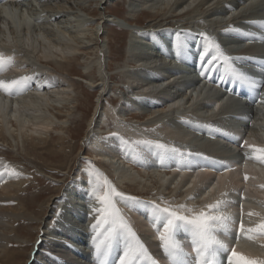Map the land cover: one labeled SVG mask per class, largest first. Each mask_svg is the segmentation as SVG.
<instances>
[{
    "label": "bare ground",
    "instance_id": "bare-ground-1",
    "mask_svg": "<svg viewBox=\"0 0 264 264\" xmlns=\"http://www.w3.org/2000/svg\"><path fill=\"white\" fill-rule=\"evenodd\" d=\"M109 1L111 0H0V57H3V62L0 63V80L9 82L28 76L32 91L36 96H40L39 102L32 99L22 101L5 99L7 96L14 98L21 93L26 87L25 83L11 91L0 90V142L9 145L7 141L10 137L12 143L10 142L9 146H13L17 152L20 147V152L34 158L36 150L48 153L57 150L55 148L57 144L63 149L66 145L63 142L67 140L64 136H68L69 133L65 123L69 122L68 118L72 116L74 110L76 112L75 103H78L77 90L80 87L69 78L71 75H76L85 81L86 88L93 90L91 93L93 92L95 98L93 111L86 121L88 125L81 142L89 146L94 160L100 161L111 171L116 183L121 186L118 191L127 196V200L119 204L122 206L121 209L118 207L121 201L119 198L117 205L114 204L112 195H109V200L115 210H118L119 219L123 220L135 234V240L129 237V243L132 245L130 253L139 251L135 247L137 240L146 250V256H140L136 264H152L153 261L157 264L172 259L178 264H196L193 236L187 244L188 252L185 254H180V248L174 246L169 239L171 252L169 255L165 252L162 241L151 243V237L145 238L147 236L143 237L145 233L141 236L137 231L142 230L137 225H143L146 228L156 226L161 236L164 232L160 221L163 219L161 213L166 216L160 210L162 206L186 216H194L201 211L210 215L239 212L236 215V222L232 219L233 216L226 215L228 217L226 228L220 227L219 234L222 239L225 236L234 244L245 241L251 248L259 247L261 248L259 252L244 251L236 245L228 249L229 244L224 239L217 241L226 245L225 254L227 258L231 257L232 264L264 261V231L257 228V225L264 223V153L257 151L264 149V130L256 136L254 133H246L248 136L246 137L240 136L235 129L222 131L217 128L224 126L227 122L222 119L223 117L232 119L234 116L232 114H236V111L246 113L244 107L252 108L260 99L259 104L264 102V0H125L129 13L126 19L132 20L136 13L142 14V12L150 16V20L144 26L134 24L137 29L133 30L126 28V26H132L131 22L116 16V12L112 11L109 18L105 15L103 7ZM36 4L40 7L42 14L46 15V20H41L42 22L35 25L33 31L23 29L22 32L20 28L25 27V23H20V19L26 12L34 16ZM92 5L95 6V10L90 11ZM24 7L26 11L23 10ZM241 11H244V16ZM13 12L18 14L14 15ZM77 12H83L91 18L97 16L96 20L100 28L104 27L103 32L107 26L114 25L116 22L118 26L131 33L124 59L116 60L120 64L116 67L115 74L109 73V65L106 64L107 55H110L109 47L98 43L99 32L97 36L93 32L85 36L86 31L81 29L84 25H90L91 21L88 18L81 20V23L76 21L78 23L76 27L80 28L76 34L75 31L64 26L66 24L74 26L71 25L70 18L77 19L79 17ZM64 19H66L65 22ZM254 19L259 20L254 21ZM10 22L12 26L9 25ZM240 22L248 23L245 27L239 28L237 24ZM172 23H176L175 28L170 27ZM184 24L190 26L183 27ZM50 25H52L51 29ZM60 25L63 26L60 27ZM189 29L198 30V32ZM203 32L206 34L202 36ZM204 36H210V38L205 41ZM142 39H147L144 46H142ZM211 40L219 45L222 55L226 58L231 57L232 54L241 57V61L233 57L239 61L238 69L235 70L240 75L247 74L251 82L253 80V83L249 85L254 87L253 89H259L255 90L258 91L256 98H252V94L248 91H243L244 96H239L237 88L242 85L233 83V88L230 80H222L219 75L216 80L220 82L221 79L220 84H224L225 88L218 82H210L207 79L203 82L205 87L190 89L195 84L198 85L196 79L198 76L208 77V75L199 73L197 76L186 73L187 68L185 69L182 63L184 61L190 63L189 60L192 58L193 65L196 66L198 58L200 59L199 54L205 47L209 49L208 55L213 56L214 52L208 46ZM138 42L142 44L141 47L137 45ZM18 56H21L18 58L21 63L13 62V59ZM87 56L89 58H86ZM79 60L83 63L79 64ZM75 64L82 66V72L78 70L77 74L71 73ZM60 71L65 74H60ZM117 78L121 80L123 88V90L118 88L120 102L117 106L105 107V102L113 93L112 79ZM249 89L252 91L251 88ZM43 90L46 92H42ZM260 92L263 99L259 95ZM2 95L5 97H1ZM230 106L232 110L229 109ZM130 113L138 114L140 117L138 119L148 116L147 121L136 122L138 124L127 123L126 118L129 119L132 115ZM37 114L39 117H36ZM257 115L256 119V113L249 109V113L241 119L243 122L240 120L235 122L250 126L252 122L260 121L264 125V110ZM19 117L28 118L23 122L20 118L14 124H9V119ZM108 118L113 119L119 133L125 134L127 139H123L120 134L102 133L104 131H101V125L106 124ZM188 121L199 124L198 134L212 139L207 140L216 142L213 139L216 137L220 143L230 149L241 148V153L209 162L207 159L188 155L182 157V140L174 144L172 150L167 148L160 150L155 147L156 144L170 141L173 135L182 133V130L191 137L187 131ZM207 123L216 128L208 127ZM52 134L59 137L56 139L57 136L53 137ZM197 147H200L199 151L205 146ZM210 153L214 154V151ZM245 154L251 155L253 159L247 158ZM131 161L137 165L139 171L132 163L137 170L129 165ZM16 163H18L17 167L21 166L19 162ZM44 163L51 164L48 161ZM57 163L61 168L62 165H66L63 160ZM45 165L44 167H47ZM17 167L0 164V264H32L34 261H40L36 264H119V258L124 254L127 246L123 237L117 236L110 249L104 246L103 235L95 243L93 241L97 233L104 231V227L97 229V232H93L91 227L96 222L93 209L99 202L97 200L98 179L92 177L90 171L91 177L86 175L85 178L83 172L80 174L82 177L80 180L75 176L67 183L60 197L48 199L47 205L40 206L38 213L34 214L28 212L25 204H21L19 197L16 196L24 183L22 181L4 182L9 177L21 176L20 174L11 175L12 168L17 170ZM20 168L24 172L27 170L25 166ZM149 172L151 174L147 175ZM166 172H170L171 176L168 177ZM107 180L110 181V178ZM127 186L134 188L124 190L123 188L126 189ZM145 189H157L154 192L159 193L160 197L151 196L149 198L156 199L142 200L133 196L140 195V192ZM106 190L107 193H111L112 189L107 186ZM222 192L237 194L239 204L235 206L220 204L219 196ZM175 196L185 201L184 207L177 206L181 203L174 198ZM162 197L166 200H162ZM199 200L201 202H196ZM9 201L16 202L17 208L5 207ZM54 202L63 203L58 204V206L62 205V208H69L68 214L62 212L61 218L55 220L57 222L55 225L46 222L48 213L54 212L57 207ZM84 202H88L86 206L91 212L74 207ZM127 205L131 208L129 209L132 210V214L122 210L123 207L128 209ZM211 205H218V207L213 209L209 207ZM106 211L113 212V207L107 206ZM96 213L99 215L98 211ZM24 215L26 216L23 217ZM87 216L92 221H89ZM26 217L30 221L38 222L39 231L37 234L32 233V236L36 235V238L35 236L33 239L25 237L31 244L30 249L24 253L19 249L25 246L26 242L20 239L17 231L19 228L15 227V224ZM163 220L166 222V219ZM136 221H140L142 225L134 223ZM71 222H73L72 226L66 227ZM86 222H89L87 228ZM249 229H255V231L250 232ZM142 232L145 231L142 230ZM174 235H182L185 238L191 236L192 231L190 228L179 227L172 233L173 238ZM90 236H92V244L89 241ZM70 242L74 244L76 252L70 250ZM87 243L89 247H86ZM14 246L19 249L16 250ZM97 246H99V252ZM83 250L87 255L97 253L94 260L91 261L89 257L84 256ZM233 250L236 253L235 257L232 256ZM201 259H207L205 250ZM223 259L224 261L216 258L214 264H229V260Z\"/></svg>",
    "mask_w": 264,
    "mask_h": 264
},
{
    "label": "rangeland",
    "instance_id": "rangeland-1",
    "mask_svg": "<svg viewBox=\"0 0 264 264\" xmlns=\"http://www.w3.org/2000/svg\"><path fill=\"white\" fill-rule=\"evenodd\" d=\"M90 8H91L90 11L95 10L94 5H92ZM104 9H106V10H104ZM23 10H25V7L23 8ZM34 10H35L34 16H32V14H30L28 12H26L25 14H24V12H22L24 14V17H25V18L22 17V19H20V23L21 22L25 23V27L20 28V29H22L21 30L22 32H23V29L26 31L29 29L31 31H33L34 27H36L35 25H38L40 22H42L41 20H44V21L46 20V18H45L46 15L42 14V12L40 11V7L37 4L34 7ZM74 11H76V10H74ZM103 11H104L105 15L108 16V18H109V15L112 14L113 12H116V14H115L116 16H118L120 18H124V19H126V16L129 14L128 9H127V3L125 0H111V1L107 2L106 5L103 7ZM241 13L244 16V11H241ZM13 14L17 15L18 12H13ZM41 14L44 18L41 16ZM38 15H40V16H38ZM77 15L79 16L77 19L76 18H70L71 19L70 23H71V25H74L73 27L70 25H67V24L64 26L69 27L71 30H73V32L75 31V34H76L77 30L79 28L78 26L76 27V24H78L77 22L80 21V23H81V20L88 18V20L91 21L90 25H84V28H83V26L82 27L80 26V27L82 30L86 31V32L84 31L85 36H88V34H92V32H93V34H96V36H97V34L99 32L98 37H97V39L99 41L98 43H101L104 47H105V45H108V47H109L110 55H107L108 60H106V64L109 65V67H108L109 73L115 74L117 71L116 67L118 66V64H120L116 60H118L119 58L124 59L123 58L125 56L124 53L126 52V48L128 47L127 45L129 43V41L131 40V36H130L131 33L127 30H124L123 27L118 26L116 22H114V25L107 26V28L104 30L105 32H103L102 30L104 27L102 26L100 28V24L96 20L97 16H94V17L92 16L93 18L87 17L85 15V13H83V12H77ZM23 18L27 19V20L24 21ZM65 20L66 19H64L63 21L65 22ZM126 20H129L131 22V23L130 22L129 23L132 25V26H126V28L128 27V28L133 30V29H137V27H135L134 24H137V26L138 25L144 26L150 20V16H149V14L146 15L145 13L142 12V14L136 13L132 20L131 19H126ZM258 20L259 19H254V21H258ZM180 21H182V20H180ZM180 21H178V22H180ZM248 22H240L237 25H239V28H242V27H245V25ZM9 25L12 26V23L10 22ZM52 25L49 26L50 29H51ZM16 26L17 25L15 24V27ZM61 26H63V25H60V27ZM175 26H176V23H172L170 27L175 28ZM185 26L189 27L190 25L184 24L183 27H185ZM86 28H88L89 30H87ZM20 29H17V30H20ZM183 30H186V29H183ZM189 30H191V29H189ZM191 31L198 32V30H191ZM220 32H222V31H220ZM204 33L206 34V32H203V34ZM209 38H210V36H209ZM142 40L144 42V43L142 42L143 45L140 44V42H138V44H137V45H140V47H141V45L142 46L145 45V42L147 39H142ZM236 40H240V39H236ZM16 44H20V43H16ZM208 46H209V48H212V50L214 52L213 54L219 58L211 65V67H209L208 63H207V61L211 59V57H212L211 55L206 56L205 60L203 62L201 61V59L198 58V63L196 64V66L193 65L192 58L189 60L190 63H185V61H184V63H182V65L184 66L185 69L187 68L186 73H191V74H196V75L199 73H206L207 75H209L211 77H217L219 75L220 78H222L224 80H227V81L230 80L232 87H233V83L242 85V86H238V88H237L238 91L236 90L239 93V95L244 96L243 91H248L252 94V98H256L258 95L257 94L258 91H255V90H259V89H253L254 87H251L249 85V84L253 83V80L251 82L250 79H248L249 77L247 76V74L240 75L235 70V69H238L237 66L239 63V61H236L235 58L233 59V57L234 56L236 57V55L232 54L231 57L229 56L227 58L228 59L227 60V59H225V56L222 55V53L220 51V47L216 42L211 40V42L208 43ZM13 54L16 55V53L14 51H13ZM93 56H95V55H93ZM18 58H21V56H18L15 59H13V62H20L21 63V61H19ZM86 58H89V56H87ZM93 58H92V60H93ZM162 58H163V56H162ZM236 58H237V60H240V61L242 60L241 57H236ZM78 63L82 64L83 62L81 60H79ZM202 63L204 65L203 67L201 66ZM81 67L82 66H78L77 64H75V66H73V71L71 73L77 74L78 70H79L78 72H80V71L82 72ZM234 67H236V68H234ZM188 70H190V71H188ZM61 73H64V72L60 71V74ZM25 77H28V76H25ZM182 77H184V75H182ZM69 78H70V80H72L73 82L76 83V86L79 85L80 88L77 90L78 103L77 102H76L77 104L75 103L76 112L74 110L75 113L73 112L72 116L70 118H68L69 122L65 123V126L67 125V129L69 131L68 136L67 135L64 136L67 138V140H65L63 142L64 145L66 143V145H65L66 149H65V147L62 149L61 145L59 146L57 144V146L55 145V148L57 149L55 151L52 150L48 153H45L44 151L36 150V153H34V155H36V156L34 158L33 156L25 155L22 151L20 152V147L18 148V152H17L13 148V146H9L12 143L11 138L9 136H8L9 140L7 141V143L9 145H7L6 143L0 142V164H6V165L17 167L18 163H16V162H19L21 164L20 167L25 166V168H27V170H25L26 172H24V170L20 167H17V170L15 168H12L13 169V170L11 169L12 170V173H11L12 176L16 175V174H20L21 176L17 177V178L16 177L15 178L9 177V179L4 181V182L5 183H13L14 182L15 183V182H21L22 181L24 183L23 184L24 189L22 188L21 191L18 192V194H16V196L19 197L21 204H25L26 210L30 213H34V214L38 213L40 206L45 207L47 205L48 199H50L52 197H60L64 193L62 190L66 189L67 183L70 182L71 179H73L75 176H76L75 178H77V179L79 178V180H80L82 178L80 176V174L82 172L85 174V178H86V175L87 176L91 175L92 177L98 179L97 180V195L98 196H101V195H104L105 193H107V190H106L107 186L111 187V189H115V191H117L123 195V193L121 191H118L119 188H121V186H118V184L115 181V177L113 176L111 171L107 167H105V165L103 166V164L100 161L94 160V156L92 155L93 153H92L91 149L89 148V146H87L85 144V142H84V144H83V142H81L83 135L87 129L86 126L88 125V122H86V121L88 120L89 116H91L90 114H92V111H93L92 106L95 103V98L93 97V94H92L93 92L91 93V91H93V90H89L88 88H86L85 87V81L82 80L81 78H79L78 76L71 75V77H69ZM242 78H243V80H242ZM196 79L198 80V85L195 84V86L190 87V89H192V90H196L199 87H205L203 85V82H205L208 79V77L198 76ZM210 82H211V80H210ZM80 83H81V86H80ZM25 84H26V87H24L22 92L17 94V96H15L14 98L7 96V98H5V99L11 100V101H15V100L22 101V100L32 99V100L39 102L40 96H36V94H34V91H32L33 88L29 83V79L25 82ZM112 86H113V93L114 94L112 93L110 95V98L107 100V102H105V104H104L105 107H108L109 105L110 106H117L120 102L119 97H118L119 96L118 95V88H121L123 90V88L121 87L122 86L121 80L119 78L112 79ZM242 87H243V89L240 90V88H242ZM249 88H251L252 91ZM42 92H46V90H43ZM124 92H125V90H124ZM96 93L94 95L95 97H96ZM115 96L118 97V99ZM1 97H5V95H2ZM261 97H262V93H261ZM262 99H263V97H262ZM260 102H261V99L259 100L257 105L252 107V108L251 107H244L243 109L246 111V113H241L240 111H236V114H232V115H234L232 117V119H226V117H223L222 119L227 120V122L224 124V126L217 127V128L221 129L222 131L235 129L239 133L240 136H246V133H249V132H250V134L254 133V136L262 133L264 130V125L261 124L260 121H257L255 123L252 122V124L250 126H245L243 124H237L235 122V120H240L241 122H243L241 119H242V117H245V115L247 113H249V109H252L256 113L255 118L257 119L258 118L257 114L262 113V111L264 110V109H262L264 107V102L259 104ZM229 109L232 110L233 108L230 106ZM130 114H132V113H130ZM130 116H131L130 117L131 119L126 118V122L127 123L130 122L133 124H138L142 121L145 122V121H147V118H148V116H143V117H141L142 119H138V118H140V117H138V114L137 115L132 114ZM36 117H39V115L37 114ZM20 118H21V122H23V120L27 119L28 117H24V118L19 117V118H15V119H9V124L10 125L14 124ZM138 120H140V121H138ZM215 120H217V119H215ZM136 122H138V123H136ZM187 125H186L187 131L191 134V137H188L186 132L184 130H182L183 131L182 133H176L175 135H173V138L170 141L165 142L163 144H159V145H163L164 146L163 148H159V147L158 148L160 150H164L166 148L168 150H172L174 148V144H176L177 142L182 140V157H184L185 155H188V156H191L194 158L207 159L209 162H213V161L217 160L218 158H228L231 155H238L241 153V151H240L241 148H237L235 150L233 148L230 149L228 146H225L224 144L220 143L216 137H213V139H215L216 142H211L210 140H212V139L205 137L203 134L199 135L198 132L200 131V129L197 128V126H200L199 124L194 123L192 121H188ZM254 125H255V127H254ZM106 126H108V127H106ZM207 126L216 128L212 124H209V123H207ZM28 127H30V126H28ZM101 131H104L102 133H105V135L106 134L107 135L108 134H110V135L120 134L123 139H127L126 138L127 136L125 134L119 133L120 131H118V128L115 127L113 119L110 120L108 118L106 121V124L101 125ZM52 135H53V137L57 136L54 134H52ZM58 137L59 136H57L56 139ZM199 137H201V138H199ZM246 137H248V136H246ZM207 139H210V140H207ZM190 141H192V143H189ZM147 145H151V144H147ZM157 145L158 144H156L155 147H157ZM199 145L205 146L204 149L199 150L202 153H197V152H199L198 148H200V147H197ZM195 147H197V148H195ZM210 151H214V154L210 153ZM255 151H253V152H255ZM54 152L57 153L58 155L55 154ZM63 153H64V155H63ZM262 153H264V152H262ZM40 155H41V157H40ZM43 157L45 160L43 159ZM65 157H66V159H65ZM67 157H68V159H67ZM248 158H252V156L250 155V157H248ZM62 160L66 163L65 166L62 165L63 169L61 167H59V164L57 163V162L61 163ZM45 161H48L51 164L45 165V163H44ZM14 163H15V165H14ZM131 163L139 171V168L137 167V165L131 161L129 164L130 166H132ZM44 165L47 167H44ZM56 166L59 167L60 169L57 168ZM133 166H132V168H134ZM137 169H135V170H137ZM18 171H20L22 173H20ZM89 171L91 172L90 175H89ZM55 172L57 174H55ZM150 174L151 173L149 172L147 175H150ZM166 174L168 177L171 176L170 172H166ZM108 178H110V181L107 180ZM133 188L134 187H132V186H127L126 189L125 188H123V189L124 190H133ZM135 189H138V188H135ZM154 190H157V189H154ZM154 190L153 189H151V190L145 189V190L140 192V195H133V196H136L142 200L156 199V198H149L151 196L160 197L159 193L154 192ZM165 194H169V193H165ZM240 195H242V194L240 193ZM174 198L179 203H181V204H178L177 206L180 205V207H184L185 201H183L178 196H175ZM118 200L120 201V203H118L119 202ZM126 200H127V196H125V195H123V198H121L120 196H113L114 204L117 205V203H118V207L120 209L122 208V206L119 204H122V202L124 203ZM162 200H166L165 197H162ZM196 202H201V201L199 200ZM54 203L56 204V202H54ZM99 203L97 206L105 207V205L102 206L101 203L100 204ZM219 203L220 204H229V205L235 206V205L239 204L237 201V194L222 192V194L219 196ZM58 204H63V203H57L56 204L57 207L54 209V212L52 211V212L48 213V217L46 219V222H48L49 224L51 222L53 225H55L57 223L55 220H58L59 217L61 218L62 212H64L65 214L66 213L68 214L69 208H66V207L62 208V205L58 206ZM82 204H84V206ZM82 204H77V206H74V207L77 209L82 208L83 211L88 210V212H91V210L89 211L88 206H86V205H88V202H84ZM90 206H93V205L90 204ZM97 206L94 207V209H100ZM5 207L13 209V208H17V204L14 201H9L8 203H6ZM123 208L124 209H122V210L127 211L128 214L129 213L132 214V210H130L131 208L129 206H128V209H127V207H123ZM160 208H158V209L163 210L165 208V206H162ZM94 209H93V214H95L94 216L97 217L98 213H96L97 211L94 212ZM109 213H112V212H109ZM238 214H239V212L235 211V213L231 212V213L226 214V215L233 216L234 218H232V219L234 220V222H236L235 221L237 219L236 215H238ZM161 215H162V218L165 219V216L162 213H161ZM25 216L26 215H24L23 217H25ZM63 216H64V214H63ZM132 216H129V217L133 218ZM86 218L89 221H92L89 216H87ZM120 218H127V217H120ZM28 219H27V217L23 218V219L19 220L18 223L15 224V227L19 228V229H17V231H18V235L20 236V239H22L23 242H26V244L20 243L21 245H23V244L25 245V246H22L20 248L21 250L16 246H14V247H16V250L19 249V251H24V253L27 252L28 249H30V244H31L30 242H28L26 240V238H32L33 239L34 236H35L34 238H36V235L32 236V233L36 232L35 234H37V232L39 231L38 222L37 221H30ZM142 219H144V217ZM163 219H161L160 221L164 225L165 222ZM141 222H142V220H141ZM134 223H138L139 225L141 224L140 221L139 222L136 221ZM71 224H73V222L68 224L66 227L70 228L72 226ZM88 224H89V222H86V228L88 227ZM53 225H51V226L53 227ZM51 226H49V227H51ZM142 226L137 225V227L142 228V230L145 231V232H142V230H140V229L137 230L139 232V234H141V236L143 233H145V234H143V237H145L146 235L147 236L145 238L149 239L151 237V241H152L151 243H156V242L161 241L160 240V231H159L158 227L154 226L152 228H150V227L146 228V227H144V226L142 227ZM34 228H35V230H34ZM174 232H175V230H174ZM219 233H221L220 227H213L212 228L211 236L214 237L216 240H218V239L223 240L224 239L226 241V243L228 242V244H229L228 249L232 245H236L244 251L259 252L258 250L261 249L259 247L251 248L245 241H242V242L239 241L238 244L237 243L234 244V242H229V240L225 236L222 239L221 235ZM40 235H42V233ZM214 235H216L217 237ZM192 236H193V234L189 237L186 236L185 237L186 239H185L184 237H182V235L181 236L174 235V238L171 236L170 240L172 241L174 246H177L180 248L179 249L180 254H182V253L185 254L188 252L187 244L189 243ZM154 238H156V239H154ZM91 239H92V236H90V240H89L90 244H92ZM141 242H143V241H141ZM73 246H74V244L72 242H70V250L73 252H76L75 248ZM86 247H89L88 243H87ZM83 252H84V256H86L87 258L89 257L88 259L91 261L94 260V258L96 257V254H97V253H94L91 255H87L85 250H83ZM205 256H207V260L209 262H211V264H214V260L216 261V258H220L222 260H223V258H226L227 260H229V258H227L226 254H225V249L221 248L218 244H212L207 249H205ZM156 261H159V260H156ZM37 262H40V261H34L32 264H36ZM165 263L166 264H178V262L175 261L174 259H172L171 261H168V262H163V263L158 262L157 264H165Z\"/></svg>",
    "mask_w": 264,
    "mask_h": 264
},
{
    "label": "snow or ice",
    "instance_id": "snow-or-ice-1",
    "mask_svg": "<svg viewBox=\"0 0 264 264\" xmlns=\"http://www.w3.org/2000/svg\"><path fill=\"white\" fill-rule=\"evenodd\" d=\"M204 35L203 33L201 34ZM205 41L209 39V37L204 36ZM209 54L208 47H205L204 50L199 54L200 59L203 62L205 57ZM219 57L213 55L210 60L207 61L208 66L211 65L218 59ZM225 59H227L225 57ZM3 62V57H0V63ZM204 66L203 63L201 65ZM203 75V73H202ZM28 77H22L20 80H12L9 82L0 80V90L11 91L13 88L21 86L25 83ZM148 143V142H145ZM159 148H163V145H157ZM257 151L264 152V149H258ZM109 195L112 196H120L123 198V195L115 189L111 190V193H105L104 195L98 196L97 200L102 204L113 207V212L108 213L106 211V207H101L100 209H94V211H98L99 215L95 218L96 222L93 224L92 230L93 232H97V229L104 227L103 232L97 233L94 236L93 241L99 239L101 235L104 236V246L108 249L112 247L113 242L117 238V236H121L125 239L126 248L124 250V254L119 258V264H136L137 260L140 256H146V250L144 246L136 241L135 247L139 249L138 252L130 253V248L132 245L129 243V237L135 240V234L131 232V229L127 226L123 220L119 219L117 215V211L114 206L111 205V201L109 200ZM213 209L217 208L218 205L209 206ZM166 216V222L163 225L164 232L160 236V240L163 242L162 246L166 253L171 255L170 252V244L169 239L172 236L174 230L179 227L190 228L193 234V251L196 253V264H211L207 259H201L204 255V250L207 249L212 244H218L221 248H225L226 245L221 244L220 241H217L214 237L211 236V230L213 227H225L226 221L228 217L226 215H210L203 211L199 212L194 216H186L178 214L175 210H170L169 208H164L162 210ZM119 220V223L117 222ZM257 228L261 231H264V223L257 225ZM241 229H243V225H241ZM250 232L255 231V229H249ZM251 238V237H249ZM97 251L99 252V246H97ZM232 256L235 257L236 253L233 250ZM152 264H155L153 261ZM229 264H232V259L230 257ZM248 264H264V261H249Z\"/></svg>",
    "mask_w": 264,
    "mask_h": 264
}]
</instances>
